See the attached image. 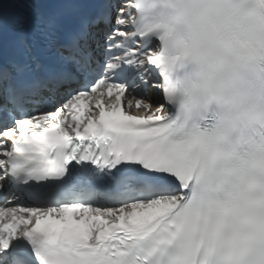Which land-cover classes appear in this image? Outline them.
<instances>
[{"label":"snow or ice","instance_id":"1","mask_svg":"<svg viewBox=\"0 0 264 264\" xmlns=\"http://www.w3.org/2000/svg\"><path fill=\"white\" fill-rule=\"evenodd\" d=\"M0 264H264V0H0Z\"/></svg>","mask_w":264,"mask_h":264},{"label":"bare ground","instance_id":"2","mask_svg":"<svg viewBox=\"0 0 264 264\" xmlns=\"http://www.w3.org/2000/svg\"><path fill=\"white\" fill-rule=\"evenodd\" d=\"M150 79H154V77H151L150 75ZM148 94L151 95L153 97V99H155V90L152 89L151 87L148 88Z\"/></svg>","mask_w":264,"mask_h":264}]
</instances>
